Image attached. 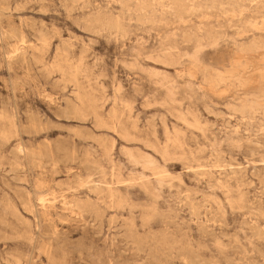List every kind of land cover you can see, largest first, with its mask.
<instances>
[{
	"label": "rangeland",
	"instance_id": "374dc122",
	"mask_svg": "<svg viewBox=\"0 0 264 264\" xmlns=\"http://www.w3.org/2000/svg\"><path fill=\"white\" fill-rule=\"evenodd\" d=\"M0 264H264V0H0Z\"/></svg>",
	"mask_w": 264,
	"mask_h": 264
}]
</instances>
